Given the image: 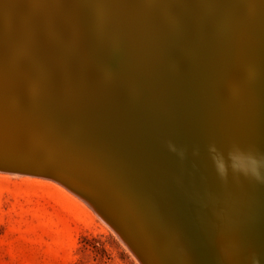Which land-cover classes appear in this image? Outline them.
Here are the masks:
<instances>
[{
	"label": "bare ground",
	"instance_id": "1",
	"mask_svg": "<svg viewBox=\"0 0 264 264\" xmlns=\"http://www.w3.org/2000/svg\"><path fill=\"white\" fill-rule=\"evenodd\" d=\"M87 128L122 155L104 189L69 175L96 173ZM234 145L264 154V0H0V155L37 163L0 171L88 197L142 263H207L186 245L202 223L244 244H226L232 264H264V185L221 181L209 158Z\"/></svg>",
	"mask_w": 264,
	"mask_h": 264
},
{
	"label": "rangeland",
	"instance_id": "2",
	"mask_svg": "<svg viewBox=\"0 0 264 264\" xmlns=\"http://www.w3.org/2000/svg\"><path fill=\"white\" fill-rule=\"evenodd\" d=\"M145 60L149 61V59ZM162 60V58H157L158 62ZM156 99L158 101V98ZM86 130L88 132L85 131V134L80 136L84 142L93 145L95 152L93 154L87 150L88 153L84 158L87 161L90 160L95 166L92 164L86 168L87 170L94 169L96 173L88 172L86 176L73 168L71 173H74L69 175L76 177L80 183L84 181L87 185H93L95 189H104V185L101 186V184L108 182L104 175L112 166L110 157L113 155L121 158L122 155L121 153L116 154L113 148H105L99 138H94V130L91 128ZM72 141L76 143L78 140L73 138ZM179 150L190 153L184 148H179ZM70 164L73 166L71 161ZM189 165L193 166L191 163ZM115 166L123 169L119 163ZM92 178L98 182L92 183ZM122 178L120 180L123 183ZM71 190L65 183L45 175L0 171V264L142 263L140 257L135 255V252L133 253V247L131 246V249L128 242H122L121 235L113 228L117 225L112 221L107 222L105 215L101 217L104 213L97 209L99 207L91 199L85 197L90 200L88 202L89 200H85L83 195L73 193L74 191ZM241 196L242 194L236 195V197ZM210 203L216 208L233 212L223 204L213 201ZM135 208L146 214L149 212L141 207ZM157 210L159 211V208ZM115 220L124 226L122 220L118 218ZM219 233V229L212 226L208 228L205 224L199 223L191 228L190 241L186 245L192 244L198 256L203 261H207L205 264H227L225 254L232 253V251L227 248L226 244L231 243V246L237 251L240 250L241 254L245 246L235 238L222 240ZM238 262V260L234 261L235 264Z\"/></svg>",
	"mask_w": 264,
	"mask_h": 264
},
{
	"label": "clouds",
	"instance_id": "3",
	"mask_svg": "<svg viewBox=\"0 0 264 264\" xmlns=\"http://www.w3.org/2000/svg\"><path fill=\"white\" fill-rule=\"evenodd\" d=\"M167 147L180 160H184L183 150H179L171 142ZM208 152L215 174L221 181H227L231 174L233 177H242L250 182L264 185V154H258L253 148L243 149L238 145H234L226 154L218 152L215 146H210ZM193 155H198V150H194ZM225 260L227 264H232L233 255L226 253ZM251 264H259V259L253 256Z\"/></svg>",
	"mask_w": 264,
	"mask_h": 264
},
{
	"label": "water",
	"instance_id": "4",
	"mask_svg": "<svg viewBox=\"0 0 264 264\" xmlns=\"http://www.w3.org/2000/svg\"><path fill=\"white\" fill-rule=\"evenodd\" d=\"M0 159H1V161L4 162V164L12 162V163H14L15 166L18 167V168H19V166H20V167H21V166H26V167H28V168H32V167H34L35 164H37V163L35 162V160H33V159L23 158V157L20 158V157H17V156L12 157V156H10V155L7 154V153L0 155ZM7 165H8V164H7ZM40 165H41V164H40ZM107 216H108V215L106 214V215L104 216V218H105V219H108L109 217H107ZM114 228H115L116 232H118L119 234H121V237H122L121 240H122V242H123V240H124L125 242H129V243L132 242L131 240H129V238H127V237L124 235L122 229H121L119 226H115ZM132 243H133V246H134V248H135V249H134L135 254H136L137 256H139L140 258H143V254H142V251H141L139 245L136 244V242H132Z\"/></svg>",
	"mask_w": 264,
	"mask_h": 264
}]
</instances>
